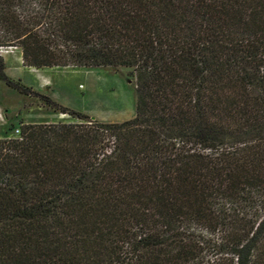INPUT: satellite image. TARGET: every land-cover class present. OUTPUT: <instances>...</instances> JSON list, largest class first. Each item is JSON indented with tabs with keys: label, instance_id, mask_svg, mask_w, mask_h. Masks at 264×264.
<instances>
[{
	"label": "trees",
	"instance_id": "1",
	"mask_svg": "<svg viewBox=\"0 0 264 264\" xmlns=\"http://www.w3.org/2000/svg\"><path fill=\"white\" fill-rule=\"evenodd\" d=\"M28 68H132L134 118L0 139V264H264V0H0Z\"/></svg>",
	"mask_w": 264,
	"mask_h": 264
},
{
	"label": "rangeland",
	"instance_id": "2",
	"mask_svg": "<svg viewBox=\"0 0 264 264\" xmlns=\"http://www.w3.org/2000/svg\"><path fill=\"white\" fill-rule=\"evenodd\" d=\"M6 75L59 106L100 123L134 118L136 82L132 68H28L17 48H0ZM35 97H27L0 83V139L18 136L21 124L78 123Z\"/></svg>",
	"mask_w": 264,
	"mask_h": 264
}]
</instances>
